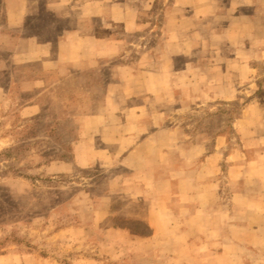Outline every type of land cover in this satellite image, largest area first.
<instances>
[{
    "label": "rangeland",
    "instance_id": "1",
    "mask_svg": "<svg viewBox=\"0 0 264 264\" xmlns=\"http://www.w3.org/2000/svg\"><path fill=\"white\" fill-rule=\"evenodd\" d=\"M118 1L125 51L0 104V264H264V0Z\"/></svg>",
    "mask_w": 264,
    "mask_h": 264
},
{
    "label": "crops",
    "instance_id": "2",
    "mask_svg": "<svg viewBox=\"0 0 264 264\" xmlns=\"http://www.w3.org/2000/svg\"><path fill=\"white\" fill-rule=\"evenodd\" d=\"M2 4L0 104L24 102L19 116L25 120L41 112L43 96L52 95L60 101L58 87L93 66V57L125 51L126 41L118 34L135 24L132 11L118 0H2ZM86 55L91 58L86 59ZM90 122L97 124L99 119L92 115L86 120L87 125ZM87 125L84 124V130ZM102 127L103 124L99 132ZM142 148L144 144L129 151L136 153ZM153 149L158 155L157 146ZM79 158L82 155L76 152L78 162ZM128 160L127 156L124 163L128 164ZM144 160L148 164V157ZM170 198L156 199L143 214L155 233L172 227L162 224V214L182 215L171 208Z\"/></svg>",
    "mask_w": 264,
    "mask_h": 264
}]
</instances>
